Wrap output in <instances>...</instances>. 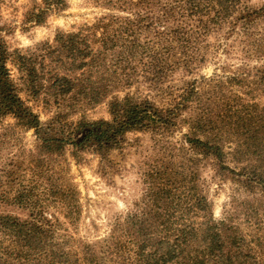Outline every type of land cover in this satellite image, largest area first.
Segmentation results:
<instances>
[{
    "label": "trees",
    "instance_id": "trees-1",
    "mask_svg": "<svg viewBox=\"0 0 264 264\" xmlns=\"http://www.w3.org/2000/svg\"><path fill=\"white\" fill-rule=\"evenodd\" d=\"M111 1L118 6L116 8L135 6L136 2L163 7L160 0ZM247 3L248 0H171L168 8L164 6V17L168 16V21L176 14L177 19L172 17L176 23L172 29L166 25L164 34L157 32L156 35H161L164 40H153L151 47L150 40H140L139 33H129L130 41H127L128 35L125 37L115 29L119 18L108 17L99 21L88 35L92 42L67 36L69 43L62 51L68 58L79 60L77 68L84 70L82 76L87 77V81L81 80L85 81L86 87L81 86L78 93L84 88L89 89V103L98 104L106 100L115 89V82L116 86L122 83L124 88L131 87L134 81L138 83L140 73L147 76L146 81L151 88L160 91L159 94L164 92L172 101L168 105H159L149 98L128 94L121 99L110 100L109 120H80L68 131L61 130L60 134L50 123L44 125L20 98L7 68V49L0 39V119L11 116L24 128L34 130L40 155L47 153L63 158L65 150L70 148L76 161L81 153L89 150L103 157L116 149L129 132L148 131L168 136L183 124H188L189 128L185 134L189 151L181 148L180 152L171 155V159H160L149 167L145 175L152 201L150 209L126 217V236L117 237L106 254L88 243L82 244L80 249L71 245V236L57 234V226L51 224L52 220L41 209L27 219L0 216L1 224L9 232L6 242L10 245L4 250L5 264H264V106H261L259 97L250 96V101L231 99L228 102L225 95H217L213 107L207 109L210 105H200L204 100H211L207 97L202 100L204 95L207 96V91H203V83L207 80L186 79L206 63L210 47L209 43L206 44L207 37L223 21L234 27L241 20L248 26L252 15L264 20V5L250 8ZM152 16L144 14L138 17L137 29L153 27ZM178 17L182 21L189 19L190 26H186L187 23L178 25ZM145 21L147 23L142 24ZM118 33L119 38L125 39L120 45ZM128 47L130 55L124 59L122 52ZM137 48L145 50L139 54L140 73L136 68L128 69L135 60L133 52ZM149 49L156 50V53H147ZM53 62L58 66L57 71L48 70L49 73L52 71L48 81L52 87L60 89L62 95H72L77 78L61 72L62 67H59L65 64L64 59L58 58ZM179 71L185 80L178 86L173 79ZM27 75L32 84L36 75L31 70ZM244 79L230 77L226 83L230 86L237 84L244 89L250 85L247 82L240 86ZM250 83L264 88V66L257 69ZM222 84L216 83L217 86ZM251 90L243 91L242 95L249 96ZM236 92L240 93L239 90ZM191 110L192 115L183 119L184 113ZM204 159L221 177L239 183L246 193L244 199L238 200L241 210L226 220L212 219L211 204L202 187L199 170ZM30 163L34 164L36 175H40L43 165L39 157H33ZM48 170L44 169V173ZM58 183L51 184L48 191L51 196L44 198V202L52 200L54 204L59 203L64 217L75 224L78 191L66 179L62 178ZM32 189L28 188L23 195L15 197L14 202L28 208L39 206L41 201L34 199ZM242 212L246 218L243 223H254L253 234L234 224ZM54 220L58 222V219Z\"/></svg>",
    "mask_w": 264,
    "mask_h": 264
},
{
    "label": "rangeland",
    "instance_id": "rangeland-1",
    "mask_svg": "<svg viewBox=\"0 0 264 264\" xmlns=\"http://www.w3.org/2000/svg\"><path fill=\"white\" fill-rule=\"evenodd\" d=\"M160 2L163 3L160 8L153 3L140 5L138 2L135 6L123 5V8H116L118 6H114L110 0H0V39L7 49V68L20 98L40 117L44 125L50 123L53 130L59 134L61 130L68 131L80 120H109L110 100L121 99L128 94L149 98L159 105H168L172 98L151 88L146 81L147 76L140 73L142 67L139 66V59L145 50L135 49V60L128 65L129 70L136 68L140 73L139 82L134 81L129 88L121 87L122 83L116 86L115 82V89L106 100L98 104L88 102L89 89L84 88L78 93L81 86L86 87L87 77L82 76L83 69L77 68L79 60L68 58L62 51L69 43V35L92 42V37H88L93 32L92 28L108 17L120 19L115 29L125 37L128 35L127 41H130L129 33H139L140 40L149 39L151 47L154 41L163 39L156 33L164 34L166 25H170L169 29H172V25L176 23L172 21V17L177 19L176 14L168 21V16L164 17V6L168 8L171 0ZM247 4L250 8H257L264 5V0H248ZM38 12L42 15L38 16ZM235 12L237 14V11ZM144 14H153V27L139 30L136 27V19ZM188 21L189 19L182 21L180 18L178 25L184 26ZM248 21H251L248 26L241 20L234 27L223 21L217 30L207 37L206 44L209 43L210 47L207 50L206 63L197 73L186 77L191 81L201 78L207 80L203 83V91H207V96L204 95L202 100L205 97L211 100L202 101V107L206 104L210 105L207 109H211L217 95H225L228 102L231 99H238L239 102L250 101V96L259 97L261 106H264V88L250 83L257 69L264 66V20L252 15ZM146 23L145 21L142 24ZM122 40L125 39L119 38V45ZM150 52L156 53V50L149 49L147 53ZM129 55L128 47L122 52V56L125 59V56ZM58 58L65 61V64L59 67H62L61 72L73 79L77 78V86L72 95H62L61 90L52 87V83L48 81L52 71H57L58 66L53 61ZM144 61L147 62L148 59L144 58ZM29 70L36 75L32 84L27 75ZM48 70L52 71L49 73ZM237 76L245 77L240 86L247 82L250 85L240 89L237 84L230 86L226 83L230 77ZM181 77L182 72L179 71L173 83L183 85L185 79ZM211 82L214 83L209 86ZM217 82L224 84L217 86ZM238 90L239 94L236 92ZM250 90L249 96L242 95L243 91ZM192 112L193 110L186 111L183 119L189 118ZM188 131V124H183L182 128L174 130L168 136L154 135L148 131H132L107 155L102 157L89 150L81 153L76 161L70 153V148L65 150L63 158L47 153L40 155L34 130L24 128L11 116L3 117L0 119V216L11 215L27 219L42 209L52 220L51 224L57 226V234L67 233L71 236V245L80 249L82 244L88 243L106 254L113 247V243H116L117 237L126 236V217L150 209L152 201L150 202L146 171L160 159H171V155L180 152L181 148L189 151L185 139ZM32 156L39 157L42 161L40 175H36L38 172H35L34 164L30 163ZM206 162L209 161L202 160L199 170L202 187L211 204L212 219L226 220L228 216L241 210L238 200L244 199L246 193L239 183L221 177L214 171L213 165ZM44 169L49 170L44 173ZM62 178L78 191L75 224L64 217L59 203L54 204L52 200H47V204L44 202V198L51 196L48 195L51 184H57ZM58 184L60 185V182ZM26 188H33L34 199L39 198L41 201L39 206L28 208L14 202V198L23 195ZM241 214L234 224L246 233L253 234L254 223H243L246 218L243 212ZM54 218L58 219V222ZM1 223L0 220V264H5L4 250L10 245L6 242L9 232Z\"/></svg>",
    "mask_w": 264,
    "mask_h": 264
}]
</instances>
